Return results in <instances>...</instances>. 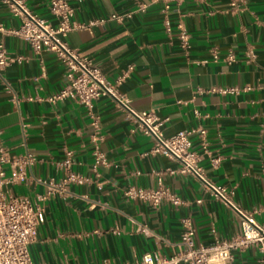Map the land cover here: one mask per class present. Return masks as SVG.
<instances>
[{
  "label": "crops",
  "instance_id": "crops-1",
  "mask_svg": "<svg viewBox=\"0 0 264 264\" xmlns=\"http://www.w3.org/2000/svg\"><path fill=\"white\" fill-rule=\"evenodd\" d=\"M50 0H24L53 25ZM73 20L85 27L70 31L68 45L91 58L109 82L133 70L119 90L138 110H151L172 136L202 127L191 136L202 173L232 190L242 208L257 210L264 225V0H183L172 5L165 30L161 1L67 0ZM139 3L147 4L139 10ZM112 14L124 15L121 20ZM189 33L183 49L176 25ZM22 17L0 0V25L18 28ZM9 53L23 56L0 70V142L11 156L25 157L24 175L5 186L44 208L45 219L30 245L35 264H128L146 252L167 256L177 250L183 218H191L195 241L240 232V216L212 194L180 162L151 153L153 139L109 96L90 110L71 98L51 100L65 83V65L53 53L35 52L17 35L0 32ZM234 52L235 60H225ZM216 52L218 58H214ZM92 116H98L100 150L106 164L95 166ZM72 153L71 170L82 183L64 182L61 162ZM2 167L8 175L10 163ZM169 188L180 202L158 205L127 195L130 188ZM249 246L233 252L229 264H260Z\"/></svg>",
  "mask_w": 264,
  "mask_h": 264
},
{
  "label": "built area",
  "instance_id": "built-area-1",
  "mask_svg": "<svg viewBox=\"0 0 264 264\" xmlns=\"http://www.w3.org/2000/svg\"><path fill=\"white\" fill-rule=\"evenodd\" d=\"M4 1L9 4L15 15L22 17V23L18 28L11 29H5L0 25V32L26 39L37 53L53 52L65 65V83L60 91L51 97V100L71 98L90 110L94 100L102 96L111 97L125 110L127 119L136 123L144 134L151 136L153 139L151 153L164 154L178 160L180 172H193L198 175L213 195L231 206L240 216L238 234L229 238L215 237L210 244L197 243L191 218H183L181 220L183 229L177 250L167 256L158 251L146 252L141 258L128 264H229L235 250H242L249 246H255L259 250V262L264 264V225L256 218L257 210L242 208L235 202L232 190L206 178L198 165L197 153L191 149V136L198 134L204 139L206 130L202 127L189 128L180 130L172 136H166L162 130V120L153 111L136 109L130 97L119 90V85L129 76L133 66L124 70L114 82H109L91 58L68 45L65 40L67 34L85 25L73 20L75 10L67 0L49 1L50 12L58 20L56 25L32 12L24 0ZM155 1L162 3L165 30L170 35L172 26L168 12L172 5H178L183 0ZM241 1L243 0H231L230 5L237 8ZM146 7L147 4L139 3L138 9L144 10ZM111 16L119 20L125 17L117 14ZM176 29L181 47L188 49L190 36L181 20L177 23ZM213 56L215 59L218 58L216 52H213ZM23 59L21 55L9 53L0 42V70L13 62H22ZM225 60L229 63L233 62L234 52L230 51ZM91 124L94 128L95 166L106 164L107 158L98 145L101 139L98 116H92ZM24 159L30 162L32 157L30 154L22 158L11 156L8 149L0 142V264H35L29 247L37 238L38 229L44 222V208L28 196L14 195L5 190L6 185L18 183L23 178L22 168L17 170L15 166L22 165ZM4 163L11 164L13 169L10 175L2 167ZM71 163L72 153L68 151L61 162L66 172L64 182L82 183L84 176L72 171ZM127 195L149 201L153 205H158L164 199L175 204L180 202L179 196L162 185L156 188H130L127 190Z\"/></svg>",
  "mask_w": 264,
  "mask_h": 264
}]
</instances>
